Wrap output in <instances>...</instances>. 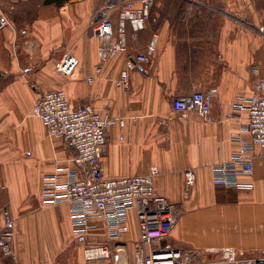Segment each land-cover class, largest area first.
Wrapping results in <instances>:
<instances>
[{
	"label": "crops",
	"instance_id": "0c3cea01",
	"mask_svg": "<svg viewBox=\"0 0 264 264\" xmlns=\"http://www.w3.org/2000/svg\"><path fill=\"white\" fill-rule=\"evenodd\" d=\"M46 1L0 0V228L8 206L17 255L16 261L0 251V264H134L138 253L151 264L166 244L179 255L214 257L222 249L262 255L264 153L256 148L254 173L243 178L254 184L252 191L218 188L212 179L214 167L239 149L232 136L248 122V111L237 102L255 94L264 80V0H156L143 30L127 25L128 51L106 62L99 58L91 21L107 0ZM2 16L10 25L1 24ZM113 20L117 25L116 11ZM152 42L149 62L136 64L128 84L117 86L129 58ZM67 53L77 67L62 75L57 64ZM28 67L32 71L24 74ZM213 89L209 120L195 112L183 120L173 110L174 97ZM57 90L65 91L73 107L89 104L124 121L107 130V178L158 168L156 191L180 214L164 241L142 244L131 211L129 230L118 241H109L102 221H94L88 243L109 245L113 257L87 260L69 204L42 197L46 178L71 166L76 156L65 140L48 134L33 110L44 93ZM188 171L195 183L185 194Z\"/></svg>",
	"mask_w": 264,
	"mask_h": 264
},
{
	"label": "built area",
	"instance_id": "2783aa9c",
	"mask_svg": "<svg viewBox=\"0 0 264 264\" xmlns=\"http://www.w3.org/2000/svg\"><path fill=\"white\" fill-rule=\"evenodd\" d=\"M156 0H107L104 6L93 15L91 24L93 36L100 40L98 55L106 62L128 51L126 39L127 25L134 31L143 30L151 19V11ZM118 12L115 25L113 12ZM1 24L10 25L2 16ZM155 52L152 42L145 53L131 56L128 68L116 81L124 86L130 80V69L136 64L149 62ZM77 67V59L72 53L64 54L57 64L62 75L71 74ZM32 71L25 68L24 74ZM102 67L97 69L101 72ZM92 81V79H89ZM256 93L241 97L237 108L248 111V122L233 134V140L239 149L229 160L220 162L213 170V185L223 189H241L252 191L254 184L243 178L254 173L256 148L264 153V80L259 79ZM217 93L194 91L191 94L176 96L172 100L173 110L183 119L195 112L204 120L211 118L213 99ZM34 113L42 118L50 136L61 138L75 150L72 165L59 168L46 178L42 197L51 204L68 203L74 234L77 242L85 246L87 260L110 259L113 257L109 245H90L87 237L96 228L94 221H102L105 235L109 241H118L129 230L130 212L134 211L141 232L142 244L164 241L169 231L179 220V211L175 204L159 195L155 188V179L159 174L156 167L142 176L107 178L105 176L103 153L107 145V130L124 121L110 115H101L91 105L73 107L63 90L44 93L34 105ZM248 136V138L246 137ZM195 183V174L186 173L185 194ZM4 224L0 228V251L4 256L17 261L14 251L16 237L15 221L11 218L8 206L3 207ZM151 264H264V253L251 256L231 249L218 250L214 257L201 252L176 254L166 244L153 253ZM134 264H146L142 253H138Z\"/></svg>",
	"mask_w": 264,
	"mask_h": 264
},
{
	"label": "trees",
	"instance_id": "16d2710c",
	"mask_svg": "<svg viewBox=\"0 0 264 264\" xmlns=\"http://www.w3.org/2000/svg\"><path fill=\"white\" fill-rule=\"evenodd\" d=\"M65 1H67V0H47L46 2H47V3H50V2H51V3L56 2V3L58 4V3H63V2H65Z\"/></svg>",
	"mask_w": 264,
	"mask_h": 264
}]
</instances>
